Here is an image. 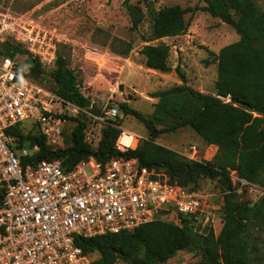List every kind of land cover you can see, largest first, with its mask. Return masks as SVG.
<instances>
[{
	"label": "trees",
	"instance_id": "16d2710c",
	"mask_svg": "<svg viewBox=\"0 0 264 264\" xmlns=\"http://www.w3.org/2000/svg\"><path fill=\"white\" fill-rule=\"evenodd\" d=\"M202 1L201 10L230 25L239 36L215 54V91L205 93L188 85L184 73L176 67L181 83L152 93L151 97L157 101L150 118L128 102H120L117 106L122 113L134 116L149 133L134 149L126 152L115 149L120 129L113 124L101 127L95 143L88 141L82 117H69L73 126L64 137L63 148L52 149L35 124L29 122L5 130L13 139L14 148L38 147L21 158L23 165L58 159L65 169H70L91 155L100 162L125 156L137 158L148 168L163 170L171 182L191 190L199 189L197 183L201 178L219 183L222 226L217 234L211 227L197 233L191 220L182 218L180 224L154 220L131 232L77 236L78 247L88 254H98L90 264H115L117 259L127 264H162L176 255L178 249L199 250L202 257L196 264H264V192L254 202L242 200L230 177L234 171L238 178L264 190V10L253 0ZM122 3L131 19L130 29L136 30L144 18L143 9L131 0ZM186 11L177 4L150 9L151 34L145 41L185 33L189 26ZM131 48L128 42L121 54L127 56ZM169 51L164 42L146 43L138 50L146 68L163 73L171 70ZM16 54L22 56L18 67L21 75L37 81L43 78L46 70L37 58L12 40L0 42V55ZM48 74L53 83L49 89L58 96L82 107L90 105L89 98L81 92L80 74L69 66L68 57L58 49L54 67ZM92 110L99 109L92 107ZM184 127L191 128L207 145L216 146L210 159H186L155 142L162 133ZM2 196L0 188V199Z\"/></svg>",
	"mask_w": 264,
	"mask_h": 264
},
{
	"label": "built area",
	"instance_id": "2783aa9c",
	"mask_svg": "<svg viewBox=\"0 0 264 264\" xmlns=\"http://www.w3.org/2000/svg\"><path fill=\"white\" fill-rule=\"evenodd\" d=\"M6 39L20 44L45 70L54 67L57 44L64 41L55 31L0 10V42ZM18 67L15 57L0 55V264H90L91 254L75 244L77 236L131 232L154 220L180 224L187 218L197 233L213 227L221 205L213 194L171 182L163 170L143 166L135 157L100 162L91 155L70 169L58 159L23 165L21 158L38 147L14 148L5 130L20 122L35 124L52 149L66 145L70 116L83 118L92 143L104 125L119 127L114 142L119 152L134 149L143 138L116 124L122 117L116 104L94 112L91 104L64 100ZM196 155L194 144L183 154L200 160Z\"/></svg>",
	"mask_w": 264,
	"mask_h": 264
},
{
	"label": "rangeland",
	"instance_id": "374dc122",
	"mask_svg": "<svg viewBox=\"0 0 264 264\" xmlns=\"http://www.w3.org/2000/svg\"><path fill=\"white\" fill-rule=\"evenodd\" d=\"M253 1L264 10V0ZM122 2L0 0V10L21 15L31 24L55 31L64 38L57 44L58 52L65 54L69 66L80 74L81 92L89 98L93 108L100 109L105 104L119 106L120 102H128L143 116L150 118L153 104L157 101V98L151 97L152 93L181 83L176 67L184 73L188 85L205 93H214L217 76L215 54L222 46L239 38L230 25L201 10L204 5L202 0H131L144 11L138 28L131 30V19ZM175 4L187 10L185 18L189 20V26L186 32L146 42L152 24L149 10ZM128 42L132 48L127 56H123L121 53ZM159 42L170 47L168 64L171 70L166 73L146 68L144 58L138 52L146 43ZM14 57L19 62L22 60L19 54ZM48 71L39 82L50 88L53 83ZM120 114L121 126L136 132L143 139L149 137L147 129L134 116L121 110ZM70 126H73V122ZM155 142L175 150L183 158L192 144L196 145V156L200 160L210 159L216 152L215 147L204 143L189 127L162 133ZM230 177L238 198L242 200L254 202L264 192L258 184L242 183L234 171ZM197 186L213 194L215 203L221 204V188L216 180L201 178ZM221 226L222 216L217 209L213 232L217 234ZM97 257L96 252L91 254V260ZM201 257L199 250L183 249L162 264H196ZM115 264L127 263L117 259Z\"/></svg>",
	"mask_w": 264,
	"mask_h": 264
},
{
	"label": "water",
	"instance_id": "95a60500",
	"mask_svg": "<svg viewBox=\"0 0 264 264\" xmlns=\"http://www.w3.org/2000/svg\"><path fill=\"white\" fill-rule=\"evenodd\" d=\"M180 249L177 250L176 255L179 253Z\"/></svg>",
	"mask_w": 264,
	"mask_h": 264
},
{
	"label": "crops",
	"instance_id": "0c3cea01",
	"mask_svg": "<svg viewBox=\"0 0 264 264\" xmlns=\"http://www.w3.org/2000/svg\"><path fill=\"white\" fill-rule=\"evenodd\" d=\"M210 146H213V147H215V149H216V146H214V145H210Z\"/></svg>",
	"mask_w": 264,
	"mask_h": 264
}]
</instances>
